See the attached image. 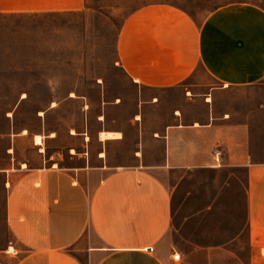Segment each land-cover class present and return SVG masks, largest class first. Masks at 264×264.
<instances>
[{"label":"crops","instance_id":"obj_1","mask_svg":"<svg viewBox=\"0 0 264 264\" xmlns=\"http://www.w3.org/2000/svg\"><path fill=\"white\" fill-rule=\"evenodd\" d=\"M84 5L0 0V16L73 12ZM117 53L139 89L127 120L115 118L120 99L102 97L94 111L75 96L36 116V128L17 127L10 117L9 129L0 132L8 140L9 161H0V174L12 237L0 248V264H243L234 246L239 235L220 242L186 237L185 248L170 241L177 231V182L168 178L205 169H229L236 179L243 171L245 264H264V97L239 118L218 110L215 96L223 93L198 91L213 82L222 88L264 83V8L233 2L198 22L174 4H147L124 21ZM200 69L208 79L192 80ZM71 100L78 108L66 113L63 128L52 127L49 112ZM62 136L67 143L54 148ZM217 151L221 166H215Z\"/></svg>","mask_w":264,"mask_h":264},{"label":"rangeland","instance_id":"obj_2","mask_svg":"<svg viewBox=\"0 0 264 264\" xmlns=\"http://www.w3.org/2000/svg\"><path fill=\"white\" fill-rule=\"evenodd\" d=\"M167 2L185 9L201 22L214 9L233 2H252L264 8V0H85L79 11L0 18V132H6L14 117L17 127L36 128L51 105L68 97H83L100 107L106 100H122L115 112L119 122L127 120L138 105L139 89L133 85L118 62L117 38L126 18L151 3ZM193 79H208L199 70ZM218 94L215 102L221 113L246 118L264 97V83L247 88H222L213 82L198 91ZM192 90V89H191ZM210 94V93H209ZM183 96V90H181ZM212 99V96H208ZM75 100L64 101L48 114L54 128H63L66 113L78 108ZM9 114V116H8ZM12 117V118H10ZM66 136L53 142L66 144ZM0 138V161L8 162ZM231 170L205 169L168 178L174 188V224L170 236L175 246L186 247V237L200 242H220L239 235L235 247L247 263L246 209L242 182ZM4 176L0 174V248L12 240L5 221ZM225 261L224 264H233ZM200 264L204 262L200 261Z\"/></svg>","mask_w":264,"mask_h":264},{"label":"built area","instance_id":"obj_3","mask_svg":"<svg viewBox=\"0 0 264 264\" xmlns=\"http://www.w3.org/2000/svg\"><path fill=\"white\" fill-rule=\"evenodd\" d=\"M214 161H215V166H221L222 165V152L217 151L214 156ZM151 251H154V248H150ZM8 251L12 252L14 254H18V251H16L13 247H8ZM173 259L178 261L180 260V254L179 253H174L173 254Z\"/></svg>","mask_w":264,"mask_h":264},{"label":"trees","instance_id":"obj_4","mask_svg":"<svg viewBox=\"0 0 264 264\" xmlns=\"http://www.w3.org/2000/svg\"><path fill=\"white\" fill-rule=\"evenodd\" d=\"M36 16V15H35ZM18 17H22V18H24V17H29V16H24V15H10V16H0V18H2V19H6V18H18Z\"/></svg>","mask_w":264,"mask_h":264},{"label":"bare ground","instance_id":"obj_5","mask_svg":"<svg viewBox=\"0 0 264 264\" xmlns=\"http://www.w3.org/2000/svg\"><path fill=\"white\" fill-rule=\"evenodd\" d=\"M35 141H36L37 143H41V141H42V137H41L40 135H37L36 138H35Z\"/></svg>","mask_w":264,"mask_h":264}]
</instances>
